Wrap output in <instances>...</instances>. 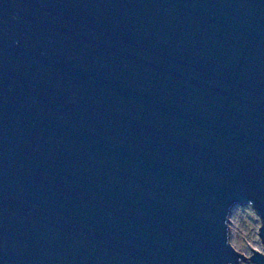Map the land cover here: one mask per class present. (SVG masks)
<instances>
[{
  "label": "water",
  "instance_id": "water-1",
  "mask_svg": "<svg viewBox=\"0 0 264 264\" xmlns=\"http://www.w3.org/2000/svg\"><path fill=\"white\" fill-rule=\"evenodd\" d=\"M249 201L264 0H0V264H264Z\"/></svg>",
  "mask_w": 264,
  "mask_h": 264
},
{
  "label": "rangeland",
  "instance_id": "rangeland-1",
  "mask_svg": "<svg viewBox=\"0 0 264 264\" xmlns=\"http://www.w3.org/2000/svg\"><path fill=\"white\" fill-rule=\"evenodd\" d=\"M236 207L233 208L232 217H230V240L237 251L249 257L252 250H255V246L263 245L260 238L256 239L259 236L257 227L260 228L261 220L249 215L246 206Z\"/></svg>",
  "mask_w": 264,
  "mask_h": 264
},
{
  "label": "clouds",
  "instance_id": "clouds-1",
  "mask_svg": "<svg viewBox=\"0 0 264 264\" xmlns=\"http://www.w3.org/2000/svg\"><path fill=\"white\" fill-rule=\"evenodd\" d=\"M238 207V206H237ZM236 207V208H237ZM246 210H248V214L255 217L257 220L259 219V217H256V208L254 206V201H249L247 203V206L245 207ZM254 209V211H252ZM232 217V215L230 216ZM229 217V218H230ZM257 231H259V227H257ZM257 240H259V236L256 237ZM227 243L229 245H233V242L230 240V238L228 239ZM233 248V246H231ZM255 253H258V254H261V255H264V245H258V246H255ZM254 256V255H253ZM253 256L252 258L250 259L249 261V264H253Z\"/></svg>",
  "mask_w": 264,
  "mask_h": 264
}]
</instances>
